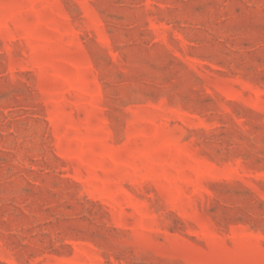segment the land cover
Here are the masks:
<instances>
[{"label": "rangeland", "instance_id": "374dc122", "mask_svg": "<svg viewBox=\"0 0 264 264\" xmlns=\"http://www.w3.org/2000/svg\"><path fill=\"white\" fill-rule=\"evenodd\" d=\"M0 264H264V0H0Z\"/></svg>", "mask_w": 264, "mask_h": 264}]
</instances>
